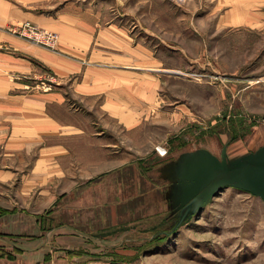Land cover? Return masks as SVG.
Wrapping results in <instances>:
<instances>
[{"label": "rangeland", "instance_id": "374dc122", "mask_svg": "<svg viewBox=\"0 0 264 264\" xmlns=\"http://www.w3.org/2000/svg\"><path fill=\"white\" fill-rule=\"evenodd\" d=\"M85 1L100 6L99 29L123 30L133 64L112 74L119 84L107 97L81 101L67 90L70 120L85 126L84 137L46 140L67 146L43 156L58 173L47 192L22 195L16 215L14 198L0 196L12 208L0 236L21 242L20 255L0 256L16 264H264L263 200L225 187L189 204L194 161L181 165L199 150L221 161L224 148L233 159L264 145V0ZM21 24L56 35V43L19 37ZM6 31L60 48L57 32L31 22ZM71 38L66 46L77 44ZM108 60L92 56L90 64ZM56 82L36 85L68 87Z\"/></svg>", "mask_w": 264, "mask_h": 264}, {"label": "crops", "instance_id": "0c3cea01", "mask_svg": "<svg viewBox=\"0 0 264 264\" xmlns=\"http://www.w3.org/2000/svg\"><path fill=\"white\" fill-rule=\"evenodd\" d=\"M105 21L96 2L0 0V196L4 200L7 195L14 198L13 209L0 205V223L6 219L4 211L12 209V215L18 213L17 208H21L24 198L22 195H31L39 186L42 187L41 192H47L48 189L43 187L58 173L43 156L48 150L66 149L67 146L63 143L46 145V140L61 138L70 141L84 137L85 126L70 120L75 112L67 103V90L70 89L81 101L96 95L107 97V90L119 84L117 76L112 74L119 68L132 66L129 63L133 62L127 60L132 59V54L127 52L126 43V52L122 51L123 30L114 23L99 29ZM23 22L57 32L60 48L56 53L20 40L6 31L9 24ZM72 36L76 37L77 44L66 46L64 40L71 42ZM93 44L98 48L92 49ZM92 56L103 61L109 59L110 62L91 65ZM41 70L49 71L52 80L42 75ZM55 80L58 86L66 81L68 87H42L40 90V85H36ZM108 96L110 109L115 108L111 95ZM99 137L96 136L97 139ZM34 150H40L38 154L41 157L37 156L32 162L30 157ZM12 183L11 191L7 186ZM17 249H21V242L0 236V252L11 251L16 257L20 255L16 254ZM23 254L30 255L28 252ZM16 261L0 256V264H16Z\"/></svg>", "mask_w": 264, "mask_h": 264}, {"label": "water", "instance_id": "95a60500", "mask_svg": "<svg viewBox=\"0 0 264 264\" xmlns=\"http://www.w3.org/2000/svg\"><path fill=\"white\" fill-rule=\"evenodd\" d=\"M183 157L188 161H182L181 165L194 161L193 167L188 170L190 182L185 193V201L189 204L197 203L201 206L225 187L248 192L264 202V145L254 152L233 159L226 157L224 148L221 161L205 150Z\"/></svg>", "mask_w": 264, "mask_h": 264}, {"label": "built area", "instance_id": "2783aa9c", "mask_svg": "<svg viewBox=\"0 0 264 264\" xmlns=\"http://www.w3.org/2000/svg\"><path fill=\"white\" fill-rule=\"evenodd\" d=\"M21 29V33L19 32V37H25V38H30L31 40L37 41L42 43L44 46L47 47H52L56 41H57V36L50 34L46 31L41 30V32H38L40 30L35 29L34 27L30 26L29 24H21L18 26ZM17 32V33H18ZM163 149V148H162ZM157 152L159 155L164 156L166 154V151L163 149L162 152L157 149Z\"/></svg>", "mask_w": 264, "mask_h": 264}, {"label": "trees", "instance_id": "16d2710c", "mask_svg": "<svg viewBox=\"0 0 264 264\" xmlns=\"http://www.w3.org/2000/svg\"><path fill=\"white\" fill-rule=\"evenodd\" d=\"M1 256L3 257V256H5V255H4V254H2ZM6 256H8V255H6ZM10 258H11V257H10Z\"/></svg>", "mask_w": 264, "mask_h": 264}, {"label": "bare ground", "instance_id": "6f19581e", "mask_svg": "<svg viewBox=\"0 0 264 264\" xmlns=\"http://www.w3.org/2000/svg\"><path fill=\"white\" fill-rule=\"evenodd\" d=\"M162 150H163V149H162ZM162 150H161V151H162Z\"/></svg>", "mask_w": 264, "mask_h": 264}]
</instances>
